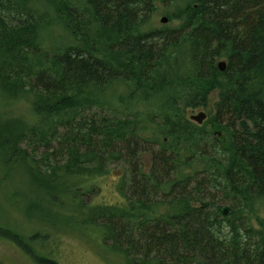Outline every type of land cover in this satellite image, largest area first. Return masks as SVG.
I'll return each instance as SVG.
<instances>
[{
  "label": "trees",
  "instance_id": "trees-1",
  "mask_svg": "<svg viewBox=\"0 0 264 264\" xmlns=\"http://www.w3.org/2000/svg\"><path fill=\"white\" fill-rule=\"evenodd\" d=\"M55 28L69 42L52 49ZM0 172L70 200L69 225L97 226L124 264H264V0H0ZM108 176L99 204L85 183ZM41 236L0 224L58 264Z\"/></svg>",
  "mask_w": 264,
  "mask_h": 264
},
{
  "label": "rangeland",
  "instance_id": "rangeland-1",
  "mask_svg": "<svg viewBox=\"0 0 264 264\" xmlns=\"http://www.w3.org/2000/svg\"><path fill=\"white\" fill-rule=\"evenodd\" d=\"M163 7L157 6L154 16H152L153 26L164 29L171 27V24H160L159 20L164 18ZM51 38L48 39L45 45L48 48L55 49L63 43L66 45L69 40L67 33L61 28L52 29ZM217 100V93L213 92L209 95V104L205 109L188 110L186 116L190 119L191 116H196L202 112L207 117L214 113L213 105ZM19 114V113H16ZM205 119V120H206ZM203 121V123L205 122ZM202 123V124H203ZM143 162L148 164V158L144 157ZM0 172V183H1ZM120 173V172H119ZM12 176L19 177L16 174ZM116 177L108 176L100 179H90L86 181L85 185L93 187L92 195L97 191V188L103 187V191L98 195L101 200L99 204H110L116 199L111 190H106L104 183L112 184ZM42 187L43 185L40 184ZM80 186V184H76ZM83 185H81L82 187ZM20 193L21 195H19ZM82 192H78V197L83 199ZM94 196V195H93ZM75 201L77 199L74 196ZM29 198V199H28ZM45 196H42L41 191L34 184H18L4 183L0 185V224H4L18 232V234L26 237V240L33 235H48L47 240L34 243L30 242V246L43 256L52 258L58 264H123L124 260L115 255L111 250L114 248L112 241L105 242L102 239L101 232L97 226L90 225L84 232L80 231L78 227H72L69 223L76 225L77 215L72 211L69 201L63 200L64 208H58L55 205L47 204ZM92 196L86 199V203H92ZM95 201V199L93 200ZM28 203L29 210L32 215L25 209ZM62 205V199L59 201ZM51 205V206H50ZM76 206L75 204H71ZM93 205V204H92ZM68 210H67V209ZM68 211L70 216L68 218ZM41 217V218H40ZM76 223V224H75ZM24 241V243L26 242ZM27 244V242H26ZM113 252L110 253L109 250ZM114 250V249H113ZM0 264H35L34 260L25 256L20 249H17L11 243L0 239Z\"/></svg>",
  "mask_w": 264,
  "mask_h": 264
},
{
  "label": "water",
  "instance_id": "water-1",
  "mask_svg": "<svg viewBox=\"0 0 264 264\" xmlns=\"http://www.w3.org/2000/svg\"><path fill=\"white\" fill-rule=\"evenodd\" d=\"M159 23L160 24H167V19L166 18H161L159 20ZM217 68L220 72H224L225 71V68H226V64L222 61L218 62L217 63ZM206 119V115L202 112L198 113L196 116H191L190 117V120L195 122L196 124L198 125H201L203 123V121ZM220 212L222 215H229L231 212L228 208L226 207H222L220 209Z\"/></svg>",
  "mask_w": 264,
  "mask_h": 264
},
{
  "label": "flooded vegetation",
  "instance_id": "flooded-vegetation-1",
  "mask_svg": "<svg viewBox=\"0 0 264 264\" xmlns=\"http://www.w3.org/2000/svg\"><path fill=\"white\" fill-rule=\"evenodd\" d=\"M220 61H224V60H220ZM220 61H218V62H220ZM218 62H217V63H218ZM224 62L226 63V61H224ZM42 236H44V235H42ZM42 236H41V238H43ZM33 242H34V241H33ZM123 264H124V263H123Z\"/></svg>",
  "mask_w": 264,
  "mask_h": 264
},
{
  "label": "bare ground",
  "instance_id": "bare-ground-1",
  "mask_svg": "<svg viewBox=\"0 0 264 264\" xmlns=\"http://www.w3.org/2000/svg\"><path fill=\"white\" fill-rule=\"evenodd\" d=\"M222 62H224V61H222ZM225 63V62H224ZM226 64V63H225ZM221 209V208H220Z\"/></svg>",
  "mask_w": 264,
  "mask_h": 264
}]
</instances>
